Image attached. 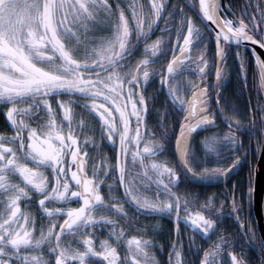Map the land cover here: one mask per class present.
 I'll return each mask as SVG.
<instances>
[{"label":"snow or ice","instance_id":"obj_1","mask_svg":"<svg viewBox=\"0 0 264 264\" xmlns=\"http://www.w3.org/2000/svg\"><path fill=\"white\" fill-rule=\"evenodd\" d=\"M253 6L255 12H248L245 8L240 16L229 19L225 8L231 9V5L222 6L220 0H198L202 20L214 25L212 31L217 48L215 87L218 105L219 86L224 74L223 62L227 59L229 42H235L238 47L245 42H252L264 48V8L259 2ZM129 7H132L135 19L134 30L129 26L124 9L119 4L114 9L109 0H0V110H5L14 133L11 136L0 135V198H3L4 205V211L0 213V264H100L101 261L104 264H159L151 251L153 240L143 237L132 236L127 239L123 257L108 240L101 241L102 250L97 251L91 235L80 241L83 250L62 244V235L75 237L97 226L116 224L115 220L107 216H97L99 208H110L118 214L126 215L119 204L105 203L100 192V185L104 181L94 182L84 172V157L88 153L72 134V104L82 105L98 116L107 139L113 145V136L118 134L116 171L125 197L137 210L159 215L174 214L177 236L182 205L185 211H188L189 205L203 209L188 214L183 222L204 235L212 231L217 220L225 215L224 201L217 208L211 197L201 204L198 197H182L173 189L184 179L210 182L227 178L241 164L242 157L248 155L238 135L247 126L235 113L228 115L225 108L220 106L219 111L228 130L202 141L205 156L213 157L217 165L207 166L206 160H197L195 154L190 152L189 143L198 130L218 127L216 115L207 114V85L201 87L190 82L193 91L192 99L188 101L178 94L179 87L168 86L167 95L171 103L186 113L175 141L181 171L153 159L164 151V147L151 139L145 140L143 132L149 103L143 88L149 81L150 60L145 58L129 67V58L135 47L132 43L134 32L137 43L146 41L165 11V2L151 0L147 23L142 6L140 11L135 6ZM178 10L183 15V8ZM171 15L173 13L170 12ZM101 16L110 23L112 37L101 41L97 47L89 48L81 41L80 32L87 33L90 25L104 22L99 20ZM179 24L177 40L181 38V30L185 26L187 35L183 36L180 56L173 55L172 61L168 63L167 74L173 76L195 71L203 76L208 61L203 54L196 61H192L190 55L194 41L199 43L204 39L203 33L191 18H181ZM160 44L161 41L157 40L147 45L145 53L155 56L160 51ZM236 55L240 58V75L246 80L245 58L239 51ZM256 63L260 69L261 83L264 84V60L256 56ZM161 83H167L166 77H161ZM61 95L79 97L68 102L56 100L57 108L62 110L63 118L69 125L67 134L57 124L56 109L50 99ZM106 104L113 107L107 108ZM197 104L201 105L199 109ZM114 111L119 113L120 129H117ZM198 112L205 114L198 115ZM133 117L134 129L130 127ZM45 118V123L32 126V122ZM255 122V115L250 113L249 124L254 125ZM260 123L261 131L264 132V118ZM130 132H134V135H130ZM142 141L144 146L141 149ZM133 144L135 150L131 151V164L133 167L138 165L142 170L136 174L140 177L138 183L135 177L126 182V173L132 172V168L128 167V154ZM256 151L264 154V142H258ZM69 155L71 165L77 169L71 171L70 176L64 166L65 158ZM231 157H234L232 162L226 167L222 166ZM41 169L52 170L55 183L50 191L48 177ZM96 171L98 169H94L93 175ZM104 175H108L106 170ZM69 180L74 181L77 190H71ZM152 184L157 190L155 199L140 194V188H148ZM108 187L111 192L112 185ZM33 190L42 196L39 205L49 218L65 217L58 232L55 231L56 222L52 220L46 233L41 230L38 238L34 236L35 221L21 212L22 201L30 199ZM253 193L254 189L249 186V201ZM161 194L164 199H160ZM110 199L115 197L110 196ZM229 199L230 212L227 214L236 218L239 235L246 238L250 247L258 248L260 264H264V238L258 239L248 218L243 217L242 203L235 195V187L229 191ZM73 200L80 202L78 207H44L46 202L68 204ZM212 216L217 219H212ZM110 235L119 244L124 231L112 228ZM225 246L234 247V240H226L221 235L219 243L204 252L201 264H223L220 257ZM173 252L175 259L171 260L170 257L171 264H183L181 241H173ZM245 255L243 251L240 254L232 251L229 264H249Z\"/></svg>","mask_w":264,"mask_h":264},{"label":"flooded vegetation","instance_id":"obj_2","mask_svg":"<svg viewBox=\"0 0 264 264\" xmlns=\"http://www.w3.org/2000/svg\"><path fill=\"white\" fill-rule=\"evenodd\" d=\"M257 2H259L260 6L264 8V0H220L222 6L231 5V9L225 8V12L229 19H235L240 16L245 8L248 9V12H255L256 8L253 5ZM173 6H176L175 12L173 15L169 16V13L174 8ZM180 8H183V15L178 10ZM181 18H184L185 20L191 18L194 24L200 28L203 33L204 39L199 43L194 41L190 48L192 61L198 60L201 54H203L208 61V67L205 69V75L203 76L195 71H185L180 75L173 76L167 74L168 63L172 61L173 55L180 56L179 49L183 46V36L187 35V28L185 26L181 30V38L177 40L176 34L177 30L180 28L179 21ZM244 18L247 21V15H245ZM166 20L167 23H165ZM134 24L135 22L131 21V28H133V30ZM213 28L214 25H211L210 22L202 20L198 7V0H168L167 3H165V11L161 15V19L157 25V29L154 30L155 33L153 36L155 42L157 40L161 41V44L159 45L160 51L155 56L150 55V53H145V47L151 45L150 39L152 36L149 35V38L146 41L137 43L135 41L134 32L132 43L135 44V47L132 56L129 59H133V65L138 64L145 58L150 60L148 65L150 77L148 83L143 88L144 96L149 101L148 113L144 117V138L145 140L151 139L161 143L164 147V151L158 154L161 156L167 155L172 157L170 159L163 156L165 158L164 161L159 163H168L170 167H174L177 171H181V166L176 158L175 141L180 134V125L181 123H184V116L186 113L171 103L170 97L167 95L168 86L179 87L180 91L178 94L188 101L192 99L193 89L191 83L199 84L201 87H204L205 84L207 85V114L216 115V124L218 127H210L206 130L200 131L190 142V152L195 154L197 160H206L207 166L214 167L217 165L213 157L205 156V149L202 145V141L213 134H223L228 130L227 125L223 123V116L219 111V107L223 106L228 115L235 113L242 123L247 126L243 128L238 135L242 141L243 150L246 151L248 155L242 157L241 164L230 173L231 176L226 181L215 185H198L191 180L184 179L177 188L173 189L182 197H187L189 199L198 197L199 202L202 203L206 202L207 199L211 197L217 208L220 207V202L224 201L225 215L217 220V225L212 231L207 235H204L199 230H194L190 224L183 222L188 214H194L196 211H203V209L189 205L188 211H185L184 206L182 205V219L179 223V236H177V222L174 214L159 215L137 210L125 197L123 187L119 183L116 166L113 163H110V167L106 168L108 175L104 176V179L102 178L104 183L100 185V192L104 197L106 204H119L124 208V213H126V215L118 214L113 210L110 212L109 208H99L96 211L97 216H107L109 219L115 220L116 224L97 226L95 229H90L85 233L77 234L75 237L68 234L62 235L61 241L64 246L71 245L73 248H80V250H83V245L80 241L91 235L94 241V247L97 251L102 250L100 247L101 241L108 240L109 243L117 247L118 252H120L123 257L125 254L127 239H130L132 236H138L152 240V234L154 233L153 238H158V241H154V247L151 251L155 255L159 264H171L170 257L171 260L175 259L173 241L176 240L182 242L183 264H201L204 252L211 250L216 243H219V237L223 235L226 240H234V247L228 248L225 246L224 251L221 253L220 259L223 264H229L230 253L232 251H235L238 254L242 251L245 252L246 255L244 258L249 264H260L261 256L258 248L255 246L250 247L246 242V238L239 235L240 228L236 218L227 213L230 212L229 205L231 203L229 199V191L235 187V195L242 203L243 217L248 218L257 234V238H263L252 208V198L249 201L247 196V189L249 186L253 188L254 172L261 156V154L256 151L257 144L258 142H264V132L261 131L260 123L261 119L264 118V84L261 83L260 69L256 63L257 51L246 43L238 47L235 42H229L227 45V59L223 62L224 74L219 86L220 101L219 105L217 104V90L215 87L217 84V48L214 33L212 31ZM164 29L168 30L165 31ZM257 38L259 37L257 36ZM257 50L262 51L264 54V48H261L258 44ZM237 51H239L245 58L246 80L240 75V58L236 55ZM185 63H191V61H185ZM194 66L195 65L193 64V67ZM162 76L166 77V84L161 83ZM200 107L201 105L198 104L197 109ZM159 110L160 119L157 120L156 117ZM250 113L255 115L256 122L254 125L249 124ZM203 114L205 113L198 112V115ZM113 117L115 118L116 123V117L114 115ZM133 119L134 117L132 118V123L134 124L135 120ZM59 123L64 122L58 120L57 124ZM62 125L63 124H61V128ZM32 126L35 127L33 124ZM63 133L67 134L65 131H63ZM13 134L14 133L12 132H10L9 135L6 133L5 136H11ZM130 135H134V132H130ZM79 145L83 146L82 143ZM143 146L144 141L141 142L140 148L142 149ZM131 148L135 150V145H131ZM232 159H234V157L227 159L222 166L226 167L232 162ZM171 160H173L174 163H172ZM67 164L69 170H77L75 166L71 165V160ZM128 166L132 168V172L126 173V182L135 177L138 183L140 177L136 176V174L142 170L138 165L134 168L130 163ZM87 172L90 176L89 164ZM181 174L183 177L182 172ZM91 178L96 182L98 181V179H95L94 177ZM12 182L19 181L13 180ZM109 185H112L111 192L109 191ZM151 187L152 185L148 188H142V192L139 189L140 194L147 198L150 197L152 195ZM155 192L157 193V190ZM110 196H114L115 199H110ZM36 198L37 200H40L42 199V196ZM160 199H164L162 194L160 195ZM0 201V205L3 207L4 211L2 198H0ZM52 202L58 203L54 201ZM74 202L77 201L73 200L68 203L67 206L61 208L72 207V203ZM44 207L51 206L44 205ZM3 211H0V213ZM205 214L208 215V213ZM24 215H28L31 220L35 221V231L33 234L37 238L39 237L41 230L45 233L47 232V228L51 226L52 220L56 222L55 231L58 232L59 225L65 218L63 216L49 218L46 214ZM211 218L217 219L216 216H212ZM153 222L156 223L155 227L153 226ZM112 228H115L117 231L120 229H123L124 231V236L119 244H117L114 237L110 235ZM156 250L159 251V255L156 254ZM52 259L54 261V257ZM100 264H104V262L101 261Z\"/></svg>","mask_w":264,"mask_h":264},{"label":"rangeland","instance_id":"obj_3","mask_svg":"<svg viewBox=\"0 0 264 264\" xmlns=\"http://www.w3.org/2000/svg\"><path fill=\"white\" fill-rule=\"evenodd\" d=\"M135 4L136 3H134V5ZM174 12H175V8H173L171 10V13H174ZM99 20L104 21V17L101 16L99 18ZM89 28H90V31H88L87 33L83 32V31L80 32L81 41L89 48L97 47V46H99V43L101 41L110 39L112 37L111 25H110V23H108L106 21L98 22L96 25H90ZM132 66H134V65H133V59L131 58L129 67H132ZM127 70L128 69L126 68L125 71H127ZM50 99L52 100L53 108L56 109V113H57L56 119H57V121L59 120L60 122L63 121L65 123V124L64 123H59V124L60 125L63 124L62 129H63V131H65L67 133L69 131V125H68L67 121H65L63 118L62 110L57 108L56 100L59 99V100L68 102L70 100L79 99V97H69L68 95H61L60 97H52ZM82 103H84V102L82 101ZM98 103H104V101H98ZM71 107L73 109L72 124H71L72 134H73V136H75L78 139L79 144L80 143L83 144V146L80 145L81 148L82 149L86 148V151L88 153L86 158H87V161L89 164L90 176L94 177L95 179H98V181L102 180V178L104 179V176H105L104 171L106 170L107 167L108 168L110 167V163H113L115 166L117 164V154L119 151V136H118V134L113 136V140L115 141V145H113V143L107 139V135L101 127V121L99 120L98 116L93 114L88 109L83 108L82 105L72 104ZM105 107L112 108L113 105L106 104ZM113 115L116 117L117 129H120L121 123L119 120V113L114 111ZM5 116H6V114H5ZM45 119L41 120V121L32 122V124L35 126H37V124H43L46 122ZM133 120H135V118ZM81 122H83L82 127H81ZM9 125L7 126V130H9V128H8V127H10ZM134 125H135V123L134 124L132 123L130 125V127L134 129ZM2 133L3 134H1V135L6 134L5 132H2ZM7 134H9V132ZM131 151H133V149L130 146L129 154H128V164L131 163ZM163 156L168 157L170 159L172 158V157L167 156V155H163ZM163 156L158 154L157 157H155L153 159H155L156 162H161V161H164V159H165ZM170 159H168V160H170ZM70 160H71L70 155L65 158L64 166L66 169H68L67 163L70 162ZM171 161H172V163H174L173 160H171ZM128 167L130 168V166H128ZM94 169H98V171H96L95 175H93ZM41 171H43L45 176L48 177L49 191H50L51 187H53V184L55 182L52 170L51 169H41ZM71 171L72 170L68 169V175L69 176H70ZM69 184H70L71 190H76V188L74 186V181L69 180ZM151 188H152L151 189L152 195L148 198L149 199H155L156 195H157V193L155 192L156 187L154 184H152ZM140 191L142 192L143 189L140 188ZM31 196L32 197H34V196L38 197L40 195L33 190V191H31ZM32 197L30 199H32ZM79 203L80 202L77 201L76 205H74L72 207L78 206ZM200 203L203 204L202 202H200ZM58 204H60L61 207L67 206V204L62 203V202H58ZM68 206H70V205H68ZM0 211H3V207L1 205H0Z\"/></svg>","mask_w":264,"mask_h":264},{"label":"trees","instance_id":"obj_4","mask_svg":"<svg viewBox=\"0 0 264 264\" xmlns=\"http://www.w3.org/2000/svg\"><path fill=\"white\" fill-rule=\"evenodd\" d=\"M167 1L168 0H164L165 3H167ZM109 2L112 4L114 9L116 8L117 4H119V6L124 9L125 15L128 18V21H129V24H130V28H131V21L135 22V19L132 16V7H129V5L135 6L137 11H140L141 10V6H142V10L145 13V22L147 23V20L149 18L147 14L150 13V11H151V0H109ZM134 3H136V4L134 5ZM159 21L153 27L152 32L149 34L150 36H152L151 39H150L151 44H153L155 42V40H153V39H155L153 37L154 33H155L154 30L157 29V25L159 24ZM133 26L135 28V24ZM151 40H153V41H151ZM156 119L157 120L160 119V110L157 113ZM7 126H8V122H7V119H6V116H5V110H0V135L2 134V132H5V133L13 132V130L10 127H8L9 130H7ZM31 197L32 196H31V193H30V198ZM76 203L77 202H74V203H72V205L74 206V205H76ZM2 205H3V198H2ZM45 206L61 208L60 204L53 203V202H47L45 204ZM109 211L111 212L110 208H109ZM21 212L23 214H45L43 212L41 206L39 205V200H37V198L35 196L32 197V199H28V200L22 201V203H21ZM96 214H97V212H96ZM106 214H108V213H106ZM155 224L156 223L153 222V226L154 227H155ZM153 236H154V233L152 234L153 242L154 241H158V238H153ZM44 251H45V255L47 256V248H45ZM156 254L159 255V251L158 250H156Z\"/></svg>","mask_w":264,"mask_h":264},{"label":"water","instance_id":"obj_5","mask_svg":"<svg viewBox=\"0 0 264 264\" xmlns=\"http://www.w3.org/2000/svg\"><path fill=\"white\" fill-rule=\"evenodd\" d=\"M245 43L253 47L257 51V56H259L261 60H264V54L262 53V51L257 50V44H253L252 42H245ZM196 107H198V104ZM208 128L200 129L198 130L197 133H199L200 131L206 130ZM197 133L193 134V137L191 138V140L197 135ZM176 157L180 164L177 149H176ZM84 160H85L84 172L87 174V162H86L85 157H84ZM230 176L231 174H229L227 178H221L217 181H210V182H203V181H196V180H191V181L198 185H215L223 181H226ZM87 177L91 179L88 176V174H87ZM253 189H254V193L252 196L253 211H254V214H255V217L258 223V227L260 229V233L262 237L264 238V154H261L260 159L258 160L257 166L255 168Z\"/></svg>","mask_w":264,"mask_h":264}]
</instances>
